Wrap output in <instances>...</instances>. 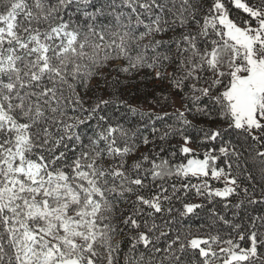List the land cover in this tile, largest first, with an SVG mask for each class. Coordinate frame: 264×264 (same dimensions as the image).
<instances>
[{"label":"snow or ice","instance_id":"6c2138e0","mask_svg":"<svg viewBox=\"0 0 264 264\" xmlns=\"http://www.w3.org/2000/svg\"><path fill=\"white\" fill-rule=\"evenodd\" d=\"M115 60L152 70L181 107L89 103ZM256 207L264 0H0V264H121L118 236L123 264H264ZM201 212L206 225L183 226Z\"/></svg>","mask_w":264,"mask_h":264},{"label":"trees","instance_id":"16d2710c","mask_svg":"<svg viewBox=\"0 0 264 264\" xmlns=\"http://www.w3.org/2000/svg\"><path fill=\"white\" fill-rule=\"evenodd\" d=\"M236 13L233 12V15ZM173 33H168L163 37H157L158 39H169ZM125 65V61L123 60H115L111 61L109 65L103 69V76L107 78V83L105 79L100 77L94 78L90 83V90L87 91V97L91 98L89 103H94L96 97H103L108 99L110 95L113 99L119 98L128 101L132 106L139 108L142 111H155L157 114H163L164 112L174 113L175 112V98H178L180 103L182 104L181 95H177L165 81L161 83L160 81H156L153 78L152 70L144 68L139 70L138 72H134L132 75H128L125 73H118L115 71L117 67H123ZM113 81H118V83L113 84ZM83 93L84 89H78ZM223 89H221L222 91ZM127 121L130 125H137L139 123V117L137 116H128ZM189 119L193 120V123L197 127H205V128H215L219 125H223V121L219 118L216 119L215 123H210L204 120L201 117L193 118L189 116ZM171 122V121H169ZM157 127L160 128L161 131L164 130V127L159 122L157 123ZM191 135L193 136V145L198 149L197 153L202 158L203 152L206 150L208 145H204L203 147H198V142L201 137L197 134L195 130L190 129ZM145 134H149L145 132ZM234 139L236 137H233ZM182 140L179 136L171 138L164 146L169 150H178L179 146L182 144ZM151 147V146H149ZM149 147H145L141 145L139 148V153H146L149 150ZM176 162H182V158L178 155L176 157ZM186 162V161H183ZM259 178V176H257ZM215 186H220L213 182ZM190 202L201 203L199 199L193 198ZM123 207V206H122ZM174 207L176 209L182 210V205L180 203H175ZM264 212V208L256 207L253 214H260ZM173 216L178 217V213L174 212ZM208 222V217L204 213H200V215L192 216L190 219L185 218L183 221V226L188 228L190 227L193 232H196L198 226L201 224L206 225ZM118 240H122V253H121V264H123V254L127 252L128 243L126 238L117 237Z\"/></svg>","mask_w":264,"mask_h":264},{"label":"rangeland","instance_id":"374dc122","mask_svg":"<svg viewBox=\"0 0 264 264\" xmlns=\"http://www.w3.org/2000/svg\"><path fill=\"white\" fill-rule=\"evenodd\" d=\"M174 103H175V109H178V108L181 107V103H180V101H179L178 98H175ZM191 146H192L194 149H196V151L198 150L193 144H192Z\"/></svg>","mask_w":264,"mask_h":264}]
</instances>
